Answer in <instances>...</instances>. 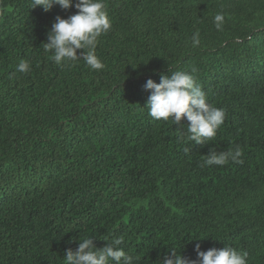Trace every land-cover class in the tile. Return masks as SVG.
Wrapping results in <instances>:
<instances>
[{"label": "trees", "instance_id": "1", "mask_svg": "<svg viewBox=\"0 0 264 264\" xmlns=\"http://www.w3.org/2000/svg\"><path fill=\"white\" fill-rule=\"evenodd\" d=\"M104 2L113 26L92 70L43 47L78 9L0 0V264H63L89 236L99 248L123 236L139 264L174 247L199 264L197 244L264 264V0ZM193 68L226 112L204 145L147 109L149 79ZM236 148L239 162L201 166Z\"/></svg>", "mask_w": 264, "mask_h": 264}, {"label": "clouds", "instance_id": "2", "mask_svg": "<svg viewBox=\"0 0 264 264\" xmlns=\"http://www.w3.org/2000/svg\"><path fill=\"white\" fill-rule=\"evenodd\" d=\"M55 5L62 9H78L77 14L67 19L57 17L43 44L45 52H51L52 60L58 66L83 59L92 70H101L104 65L96 54L99 38L112 30V20L104 0H31V8L42 6L44 11H51ZM217 30H221L224 15L217 13L214 17ZM194 42L198 40L194 38ZM85 50L78 54V50ZM19 72L27 74L31 64L22 60L17 65ZM196 69L191 72L175 71L171 76L162 75L161 82L149 79L145 88L151 90L148 100V114L153 119L163 120L177 125L178 142L185 139L195 144L204 145L213 140L218 130L225 123L226 112L223 108L209 103L208 95L195 77ZM189 123L185 125L183 120ZM242 152L239 148L228 152H210L201 166H224L231 162H239ZM109 241V240H106ZM124 237H113L109 244L99 248L93 237L80 239L76 250L68 249L64 254L63 264H139L140 257L125 251L121 245ZM199 264H248V253L235 247L226 246L222 249L210 248L202 251L196 245ZM159 264H197L189 261L175 247L163 255Z\"/></svg>", "mask_w": 264, "mask_h": 264}]
</instances>
